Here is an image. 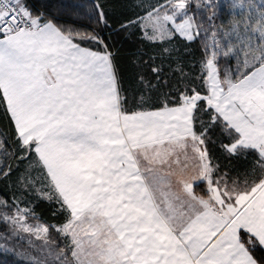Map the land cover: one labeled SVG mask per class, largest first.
Returning <instances> with one entry per match:
<instances>
[{"label": "snow or ice", "instance_id": "obj_1", "mask_svg": "<svg viewBox=\"0 0 264 264\" xmlns=\"http://www.w3.org/2000/svg\"><path fill=\"white\" fill-rule=\"evenodd\" d=\"M0 264H264V0H0Z\"/></svg>", "mask_w": 264, "mask_h": 264}]
</instances>
